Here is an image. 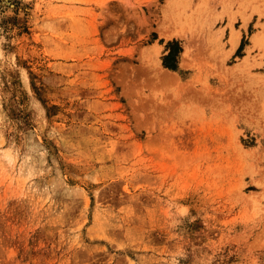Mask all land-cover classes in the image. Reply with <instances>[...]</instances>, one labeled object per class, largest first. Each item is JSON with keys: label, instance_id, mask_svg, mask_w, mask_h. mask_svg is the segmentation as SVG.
<instances>
[{"label": "rangeland", "instance_id": "374dc122", "mask_svg": "<svg viewBox=\"0 0 264 264\" xmlns=\"http://www.w3.org/2000/svg\"><path fill=\"white\" fill-rule=\"evenodd\" d=\"M0 264H264V0H0Z\"/></svg>", "mask_w": 264, "mask_h": 264}, {"label": "trees", "instance_id": "16d2710c", "mask_svg": "<svg viewBox=\"0 0 264 264\" xmlns=\"http://www.w3.org/2000/svg\"><path fill=\"white\" fill-rule=\"evenodd\" d=\"M166 45L168 53L163 57V65L169 69H176L177 57L181 51V47L179 46L177 40L168 41Z\"/></svg>", "mask_w": 264, "mask_h": 264}, {"label": "bare ground", "instance_id": "6f19581e", "mask_svg": "<svg viewBox=\"0 0 264 264\" xmlns=\"http://www.w3.org/2000/svg\"><path fill=\"white\" fill-rule=\"evenodd\" d=\"M35 10V9H34ZM34 13V12H33ZM35 14V13H34ZM34 14H32L33 15V17H34ZM35 19V18H34ZM165 32V31H164ZM170 34V33H169ZM168 34V35H169ZM261 37V34L259 33H255V34H253L252 35V39L254 40V41H257V40H259V38ZM231 44H232V47L233 46H236V44L238 43V40H235V36H231Z\"/></svg>", "mask_w": 264, "mask_h": 264}, {"label": "crops", "instance_id": "0c3cea01", "mask_svg": "<svg viewBox=\"0 0 264 264\" xmlns=\"http://www.w3.org/2000/svg\"><path fill=\"white\" fill-rule=\"evenodd\" d=\"M227 31V29L225 30V32ZM243 32H244V29L243 28H241L240 29V36L238 37V34H236V33H234L233 35L235 36V40H241V38L243 37ZM238 44V43H237ZM237 44H236V46H237ZM235 46V47H236Z\"/></svg>", "mask_w": 264, "mask_h": 264}]
</instances>
